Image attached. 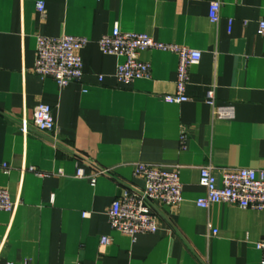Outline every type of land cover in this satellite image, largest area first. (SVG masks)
<instances>
[{
	"label": "crops",
	"instance_id": "0c3cea01",
	"mask_svg": "<svg viewBox=\"0 0 264 264\" xmlns=\"http://www.w3.org/2000/svg\"><path fill=\"white\" fill-rule=\"evenodd\" d=\"M212 1L220 2L217 22L208 18ZM263 18L264 0H0V186L15 204L0 210V264H264L256 248L264 209L196 205L201 167L219 186L222 170H264ZM114 27L200 51L188 100L162 99L175 92L178 57L168 51L139 53L149 78L117 81L123 57L97 43ZM64 34L88 44L81 79L60 88L32 67L36 37ZM38 103L51 107L55 129L24 134L20 121ZM217 107L231 116L218 117ZM139 162L176 169L182 201L163 207L155 233L131 238L110 228L107 210L143 186L133 173ZM103 236L109 243L100 246Z\"/></svg>",
	"mask_w": 264,
	"mask_h": 264
},
{
	"label": "built area",
	"instance_id": "2783aa9c",
	"mask_svg": "<svg viewBox=\"0 0 264 264\" xmlns=\"http://www.w3.org/2000/svg\"><path fill=\"white\" fill-rule=\"evenodd\" d=\"M41 17L45 15L42 1L36 3ZM220 2L209 4L208 18L212 22L219 20ZM231 21L228 23L230 30ZM257 33L264 37V18L258 21ZM99 50L106 55L123 57L115 70V78L121 83H131L138 79L150 77V64L139 58V53L147 50H160L174 53L178 57L175 79V92L163 95L166 103H181L188 100L186 86L189 81L190 68L197 65L201 52L173 43L154 40L146 33L126 32L114 27L111 33L98 40ZM88 44L85 37L61 35L59 37H36L35 61L32 72L40 77H50L60 87L79 81L83 75V62L80 51ZM102 77L99 76V80ZM206 101L214 105L213 93L206 94ZM218 117H230L232 111L228 107H217ZM20 131L24 134L34 130L38 133H50L55 129L51 107L38 103L31 119L20 121ZM4 172L7 165H2ZM106 171H100L105 173ZM134 175L143 179V186L124 190L116 197L107 210L108 223L111 229L134 238L140 233H155L159 229L157 215L163 207L174 208L182 201V185L176 169L167 170L150 163H136ZM78 176L82 173L79 171ZM94 182V176L90 177ZM198 183L205 190L203 197L196 199V205L207 208L211 203H228L241 208L264 209V170L239 167L221 171V185H218L210 166H203L199 171ZM15 204L11 201L8 191L0 186V210L12 212ZM215 232V231H214ZM109 243V238H100V246ZM3 241L0 240V250ZM256 248L264 255V238L256 243ZM7 264H15L9 262Z\"/></svg>",
	"mask_w": 264,
	"mask_h": 264
}]
</instances>
